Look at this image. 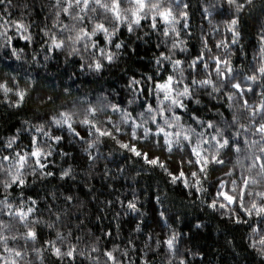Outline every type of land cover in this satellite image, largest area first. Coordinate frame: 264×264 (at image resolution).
<instances>
[{"label": "clouds", "instance_id": "9594fccd", "mask_svg": "<svg viewBox=\"0 0 264 264\" xmlns=\"http://www.w3.org/2000/svg\"><path fill=\"white\" fill-rule=\"evenodd\" d=\"M146 4L140 13L142 24L133 20L132 12L138 8L133 0H121L120 19L112 12V0H0V114L6 119L9 116L19 119L21 124L14 134L0 135V264L13 261L15 264H136V259L139 264H196L197 257H201L199 264H218L210 253L205 259L204 251L187 248L182 240L191 237L188 233L181 236L171 224L168 228L172 234L167 238L172 241L171 245L160 239H155L153 244L154 237L148 233L140 242L139 254L134 241H139V234L144 231L141 223L130 229V238L122 237L117 224L116 239L111 242L110 250H105L110 236L104 230L106 214H97L93 219L91 210H86L87 201L66 194L62 185L65 178H69L91 192L92 180L99 175L95 171L97 163L102 159L110 160L114 153L125 149L135 157H144L148 152L160 153L155 158L158 162L150 165L168 174L165 160L175 157L184 162L189 169L186 187H194L200 193L196 197L200 207L207 205L212 213L227 218V225L221 231L227 237L226 247L235 252L239 264H264V243L261 242L264 212L257 214V208L253 207L254 203L264 207V172L253 159L257 155L264 156L259 150L264 148V133L256 130L257 123H264V108L259 106L264 100V73L259 71L264 65V51H261L264 48V0H146ZM197 4L206 26L193 25L190 31L189 14H195ZM168 8L172 10L171 15L164 21L159 12ZM14 10L19 12L22 27H18L11 16ZM38 12L40 18L33 19ZM153 14L157 17L155 26ZM5 15L8 19H4ZM100 24L104 29L97 27ZM124 29L127 35H123ZM252 35L257 47L249 54ZM153 36L157 40L156 48L163 46L164 50L158 55L153 53L152 67L159 76L166 70L165 63L171 65L174 91L170 96L180 103L157 94L156 106L152 105L150 110L141 107L137 97L140 89L134 88L130 98L121 105L116 100L119 93L109 87L110 76L105 74H123L129 85H139L141 79L128 74V61L137 55L139 47L147 50ZM54 37L63 41L60 47L53 43ZM206 37H210L211 44ZM17 39H22L24 46H14ZM196 40L200 54L192 56ZM217 57L221 60L219 66ZM224 60L228 63H223ZM97 63L100 68L96 67ZM50 66H55L56 70L49 71ZM144 75L148 81L153 79L147 73ZM249 76L255 79H247ZM235 81L244 85L242 91L231 86ZM155 90L160 92L157 87ZM245 95L247 105L243 103ZM225 100L230 111L228 116L215 106L223 105ZM114 104L120 107L113 108ZM130 106H135V116ZM178 109L183 110L182 115L178 114ZM65 120L70 122L71 128ZM65 126L68 146H75L81 159L86 155L90 162L87 168L78 170L71 162L73 152L60 150L64 136L56 131H65ZM78 126L82 130L87 128L86 136L77 131ZM157 128L170 129L167 132L172 135L165 137L163 133V142H158ZM31 130L36 134L32 137V140L36 138L32 147L41 149L40 163L33 159L31 150L23 151L26 159L21 166L18 163L21 151L16 149L25 145L19 138L23 132ZM185 132L189 133V139H185ZM225 136L232 143H239L240 150L219 147L214 137L223 141ZM168 139L170 145L166 142ZM134 143L143 149L139 156L132 151ZM113 144L119 147L111 146ZM106 145H110V150L102 151ZM193 147L201 150L199 157L192 153ZM57 155L60 160L54 161L52 158ZM213 156L217 159L213 160ZM144 163L149 164L146 160ZM46 164H55L59 168L58 175L46 171ZM110 172L105 167V179H118L119 172L114 176ZM138 175L134 172L127 178L135 182ZM245 178L248 179L246 188ZM209 185L215 187L214 193L209 192ZM108 188L111 190L112 185ZM223 191L237 197L235 204L218 195ZM206 196L211 197L210 202L204 198ZM115 199L119 200V196ZM133 200L138 202L139 197L134 196ZM212 201L215 207L210 206ZM111 203L107 201L105 207ZM18 209H23L24 215ZM132 211L139 213L140 210ZM100 213L104 214L105 208H100ZM116 215L119 217V213ZM159 215L163 217L164 213ZM237 215L243 217L239 223L233 220ZM233 224L240 229L235 243L233 235L226 230ZM97 225L99 234L94 230ZM211 227L202 219H195L191 224L194 233ZM29 229L36 235L30 236ZM162 243L163 252L160 251ZM238 245L242 252L236 251ZM54 248L59 249V254ZM69 251L73 252L72 256L68 255ZM107 252H112L114 259H110Z\"/></svg>", "mask_w": 264, "mask_h": 264}, {"label": "trees", "instance_id": "16d2710c", "mask_svg": "<svg viewBox=\"0 0 264 264\" xmlns=\"http://www.w3.org/2000/svg\"><path fill=\"white\" fill-rule=\"evenodd\" d=\"M209 2H211V0H209ZM194 12V15L192 12L189 14L190 31L191 26L193 25L202 24L206 26V19L202 18L203 12L200 10L199 4L196 5ZM11 16L14 20L19 21L18 10L12 11ZM39 18L40 15L38 12L37 16L33 17V19ZM4 19H8V16L5 15ZM141 23H144L143 19ZM123 35H127L126 29L123 30ZM121 38H123V36ZM206 39H209L210 44L212 43L210 37H206ZM13 43L14 46H24L25 44L22 39H17ZM156 43L157 40L155 36H153V40L150 46H148L147 50H145V47L143 46L139 47L137 55L135 57H131L128 61V74L129 76H134L137 79H141L142 82L139 85H129L127 77H124L123 74H118L115 72L111 74H105L106 76H110L109 87L116 88L117 92L119 93V96L116 97V100L121 105L125 104L127 99L130 98V91L134 88L140 89V91L137 92V97L141 101V107H145L147 104H151L153 107H155L156 95L160 94L162 96V91L159 93L156 92V84L163 83L167 76L171 75L172 68L170 64L165 63L164 68L166 70H162L159 76L155 74V69L152 67V65L155 63L153 53L158 55L159 51L164 50L163 46H161V48L158 50L156 48ZM193 43L196 44V47L193 48L191 55H199V41L196 40ZM254 47H257V45L255 36L252 35L248 49L249 54L251 53V49ZM53 52L55 55V50H53ZM234 63H239V61H234ZM55 70V66H50L49 71L54 72ZM145 73L151 75L153 79L148 81L147 77L144 75ZM118 85H124L125 87H119ZM125 88L129 89V91L126 92ZM244 99H248V96L245 95ZM226 105L227 101L225 100L223 105L215 106L220 107L221 110L224 111L225 115L228 116L230 115V111L227 109ZM134 108L135 106H130L129 108V110L133 112V116H135ZM177 111L178 114H183L182 109H178ZM196 114L199 115L200 113L197 112ZM159 119L160 117L157 116L158 121ZM20 126L21 124L19 119H15L11 116L6 119L3 114H0V135L8 136L10 134H14L15 128ZM165 130L171 131L170 129ZM77 131H80L82 136L87 135L86 127H84L82 130V128L78 126ZM56 134L64 136L63 142H61L59 145L60 150L73 152L74 159L71 162L77 167V169L80 170L87 168L90 162H87L86 155L81 159V157L77 155V149L75 146H68L69 134L66 131V126L65 131L60 132L57 130ZM153 134H155L154 126ZM34 135H36L34 130L23 132L19 138V142L25 145V147L22 149L18 148L16 150L21 151V154L23 151L32 150V137ZM39 138L40 137L37 136V139ZM52 142L57 143L55 141ZM158 142H163V133L159 134ZM133 145H135L138 151H143V149L140 147V144L134 143ZM111 146H115L116 148L119 147L118 145L114 144ZM106 150H110V145H106L105 149H102V151ZM148 154L149 159L160 156V153L153 155V153L148 152ZM33 159L37 158L33 157ZM52 159L54 161H59L60 157L57 155ZM144 160L145 157H135L133 153H129L126 149L123 150V152L118 151L114 153L110 160L102 159L95 167V171L98 172L99 175L95 176L92 180V185L94 187L92 188L91 192H89V190L85 188L83 184H77L72 182L69 178H65L62 189L66 194L74 195L78 200L87 201L86 210H91L93 219L97 214L102 216L106 214L107 219L104 220V230L109 232L110 236L108 241L105 242V250H110L111 242H114L116 239L117 224L120 225L122 237L130 238V229L134 227L136 223H141L144 231L143 233L139 234V241H134L138 245V254L139 247L142 246L140 242L144 241L145 234L150 233L153 235V244L155 243V239L166 241L167 238L172 234L171 229L168 228V225L171 224L173 229L181 233V236H183L185 233H188L189 237L191 238L182 240V243L187 248L194 251H204L205 259H207V256L210 253L211 259L213 261H217L218 264H234V262L235 264H239L235 252L226 247L227 237L221 231V229H225V226L227 225V218L222 219L218 215L212 213L211 210L208 209L207 205L201 208L199 201L196 199L200 193L196 192L194 187L185 186L184 179H187L189 176V169L186 164L175 157H170L169 159L165 160V163L169 167V172L172 173V175L179 177V173L181 171L185 173L184 178L178 179L176 183L173 184L172 175L163 172L162 169H159L156 166L145 164ZM44 162V160H41V163ZM64 166H67V162H65ZM105 167L111 170L110 175L112 176L119 172L120 175L118 179H105ZM45 170L52 171L56 175H58L59 172V168L55 164H46ZM134 172L139 173V175L136 176L135 182L127 178L130 177ZM53 183L56 182L53 181ZM109 184L112 185L111 190L108 188ZM133 188L136 189L135 192L133 191ZM189 192H191V196H189ZM209 192L214 193L215 187L209 185ZM93 193H95V199L93 198ZM29 195H31V193H29ZM117 196H119V200L115 199ZM134 196L139 197L138 202L133 200ZM204 198L209 200V202L211 200L210 196H206ZM100 201H104L105 203H99ZM107 201H112V203L110 206L105 207ZM130 201L135 203L136 208L140 210L139 213H134L132 209L128 208ZM233 204H235V202H233ZM100 208H105L104 214L100 213ZM161 212L164 213L163 217L159 215ZM117 213H119V217H117ZM125 213L127 214L125 215ZM140 213H145L146 215L141 216ZM238 218L240 220L243 219L242 216L237 215L233 217V220H237ZM195 219L205 220L210 223L212 227L210 229L205 228L202 233L200 230H196L194 233L191 228V224L194 223ZM94 230L97 232V234H99V225H97ZM226 230L233 235L235 243V237L239 234L240 229L233 224L227 226ZM164 248L165 245L162 243L160 251L163 252ZM236 251L242 252L243 249L238 245ZM241 258L246 259L244 257ZM200 259L201 257H197L196 264H199ZM136 264H139V259H136Z\"/></svg>", "mask_w": 264, "mask_h": 264}, {"label": "snow or ice", "instance_id": "6c2138e0", "mask_svg": "<svg viewBox=\"0 0 264 264\" xmlns=\"http://www.w3.org/2000/svg\"><path fill=\"white\" fill-rule=\"evenodd\" d=\"M87 2V0H86ZM99 2V0H98ZM113 2V5L114 7L112 8V12L113 14L115 15V17L117 19H120V7H121V0H112ZM133 2L138 5V8L133 10L132 12V17H133V20L135 22H141L143 17H141L140 13L144 10V8L147 6L146 4V0H133ZM153 7H155V5H153ZM171 9L168 8V9H162L160 12H159V17L161 19H163L164 21H167L169 18H170V15H171ZM182 15H187V13H182ZM125 19H127V16L124 17ZM153 23H154V26H155V22H156V14H153ZM233 23H235V20H233ZM16 24L18 27H22V25L20 24L19 21H16ZM98 28H101V29H104V25L100 24V25H97ZM129 30H131V25H129ZM264 39V38H262ZM53 43L55 44L56 47H60L62 44H63V41H57L55 39V37L53 38ZM261 51H264V48L261 49ZM109 59H111V57L109 56ZM176 63H180V61H176ZM216 63H217V66H219V64L221 63V60L219 57L216 58ZM223 63L227 64L228 61L227 60H224ZM207 66V65H205ZM97 68H100L101 65L99 63H97L96 65ZM198 67V66H197ZM229 71H231V67H229L228 69ZM259 71L261 73H264V65H261V67L259 68ZM247 79H255L254 76H249L247 77ZM205 83H207V81H205ZM233 88L237 89V90H240L242 91L243 88H244V85H241L239 81H235L234 83H232L231 85ZM156 87L162 91V93L164 94V99H172L174 103H177L179 104L180 102L178 100L175 99L174 96H170V94L174 91V88H173V77L171 75H168L167 78L163 81V83H158L156 84ZM249 91H255L254 89L252 88H249ZM21 96H23V93L20 94ZM131 102V101H129ZM243 103L245 105H247L248 101L247 99H245L243 101ZM183 106V105H181ZM261 108H264V100L261 101L260 105H259ZM113 108H119L120 105L118 104H114L112 105ZM146 107H148L150 110L152 109V105L151 104H148L146 105ZM93 111H95L93 109ZM161 112H163V108H161ZM61 115H64L63 113ZM155 119V117H154ZM232 119H235V117H233ZM87 122V121H85ZM65 123L68 124V126L71 128V124L70 122H68L67 120H65ZM209 126H211V121H209ZM243 127H247V125H242ZM74 130V129H73ZM256 130L261 132V133H264V123H257L256 124ZM97 131L100 132L101 130L99 128H97ZM157 132H160V133H164L165 137H170L172 135V133H169L167 132L164 128H157L156 129ZM101 134L103 135L104 133L101 132ZM180 133L177 132L176 133V136L179 137ZM184 137L185 139H189L190 138V135L189 133L185 132L184 133ZM55 139H59V137H54ZM35 139L36 138H33V143H35ZM214 139H216V142H217V145L219 147H226L229 151H231L232 149H235L236 151H239L240 150V147L241 145L239 143H232V141L227 137L225 136V138L223 139V141H221L218 137H214ZM169 145L171 144V140L168 139L166 141ZM246 142V141H245ZM262 142H264V140H262ZM253 143H255V141H253ZM125 147H127V145H125ZM261 152H264V148H260L259 149ZM132 151L137 155H141V153L137 150V148L135 147V145L132 146ZM192 153L194 155H196L197 157H199L201 155V150L197 147H193L192 148ZM31 155L33 157H36L37 158V163H40L39 161V156L41 155V149L39 147H32V150H31ZM144 157H145V160L147 163L149 164H155L157 163L158 161L155 159V158H152V159H149L148 158V153H144L143 154ZM5 159H7V157H5ZM26 159V155L24 154H21L19 155V158H18V163H21V166H22V162ZM217 157L216 156H213V160H216ZM254 161L255 162H258L259 163V167L260 169L262 170V172H264V156H255L254 158ZM197 163H200L199 159L197 160ZM41 167H43V165L41 164ZM201 170H203V167L201 166ZM66 173H61V175H65ZM170 175H172V173H169ZM193 175H195V173H193ZM185 176V173L183 171H181L179 173V177L177 176H174L172 175V180L174 181H177L178 179H181V178H184ZM21 184L24 183L23 180H20L19 181ZM244 186L245 188L247 187V184H248V179L245 178L244 180ZM184 184L185 186H187V179H184ZM218 195H221L224 199H226L227 201H229L230 203H233L236 201L237 197L231 195L229 192L227 191H223V192H219ZM241 195H243V192H241ZM69 199H71V197H69ZM210 206L211 207H215V201H212L210 203ZM128 207L130 209H135L136 208V205L133 203V202H129L128 204ZM241 207H243V205H241ZM253 207H256L257 208V214H260L261 212H264V207H258L255 205V203L253 204ZM21 215H24V210L23 209H18L17 210ZM30 211V209H29ZM245 211L248 212V214L250 215L251 212L247 209H245ZM240 222V219L238 218L237 219V223ZM28 234L30 236H35L36 233H34L31 229H29V232ZM262 243H264V238H262L261 240ZM167 244L171 245L172 241L171 240H167L166 241ZM55 252H57V254H59V249L57 248H54L53 249ZM69 256H72L73 255V252L72 251H69L68 253ZM107 255L109 256L110 259H114V255L112 252H107ZM12 264H15V261L12 262Z\"/></svg>", "mask_w": 264, "mask_h": 264}]
</instances>
